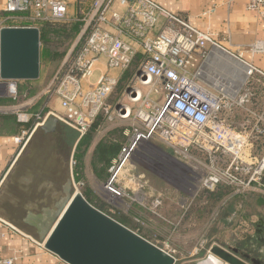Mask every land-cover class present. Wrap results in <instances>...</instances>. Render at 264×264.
I'll return each instance as SVG.
<instances>
[{
  "label": "built area",
  "instance_id": "1",
  "mask_svg": "<svg viewBox=\"0 0 264 264\" xmlns=\"http://www.w3.org/2000/svg\"><path fill=\"white\" fill-rule=\"evenodd\" d=\"M245 8L264 20V0H245ZM3 13L0 29L8 27L4 24L15 15H22L30 24L27 27L38 29L40 23L66 22L67 4L61 0H6ZM79 21L72 48L38 96L44 99V108L56 101L60 111L49 110L44 116L25 112L37 99L27 98L13 113L19 124L33 120L36 128L50 117L83 138L99 117L108 123L128 122L101 186L109 203L124 199L130 207L136 202L130 195L142 194L141 178L133 174L131 163L143 144L153 143L187 164L199 177L202 189L224 186L233 195L264 194V154L257 156L253 147L264 135V107L258 112L254 108L259 99L254 85L264 87L263 70L224 49L187 17L153 0H93ZM251 48L254 53H264L263 42ZM215 49L232 61L223 62L225 70L216 66L217 75L207 76ZM100 60L102 69L97 66ZM133 68L120 100L113 102L121 76ZM18 83L0 77V91L7 94L0 98L17 103ZM8 110L9 105L0 106V114ZM138 204L144 205L143 201ZM160 204L156 201L154 205ZM8 232L18 230L0 219V240ZM163 251L177 263L173 253ZM208 254L211 256L210 250Z\"/></svg>",
  "mask_w": 264,
  "mask_h": 264
},
{
  "label": "crops",
  "instance_id": "2",
  "mask_svg": "<svg viewBox=\"0 0 264 264\" xmlns=\"http://www.w3.org/2000/svg\"><path fill=\"white\" fill-rule=\"evenodd\" d=\"M61 1L67 4L66 24L70 26V29H75L76 37L81 27L79 20L89 10L93 0ZM153 1L168 11L187 17L194 27L211 34L224 49L241 56L243 60L264 71V53H254L251 48L257 42L264 43V20L256 13L246 10L245 0ZM5 2L6 0H0V19L6 16L3 13ZM15 17L4 25L8 27L30 26L22 15H15ZM97 66L102 69L104 62L100 60ZM125 75L121 76L122 82L125 80ZM22 83L24 82L21 81L19 84ZM254 89L259 98L254 105L255 111L258 112L264 107V87L255 84ZM44 104L43 100L32 110L26 108L24 111L33 114L40 113L42 116L46 115L49 110L60 111L56 101H50L46 108ZM21 107L22 103H14L9 105L7 114L1 115L14 116L13 113ZM34 126L33 120L28 124L0 126V219L18 230V233L8 232L0 240V261L10 260L11 264H66L28 238L43 244L54 225V223L50 225V220L57 218L55 214L59 207L68 196L72 195L75 181L79 182L83 178L80 170L74 172L73 167L68 165L69 157L75 158L77 166L81 167L88 149L90 150L95 133L98 137L104 125L101 124L99 117L88 132V134L92 132V139L86 150L83 145L79 148L78 145L82 138H79L74 130L58 123L53 118L49 117L36 128ZM117 132L116 130L109 134L113 135ZM121 140H123L122 134ZM100 143L98 141L90 153L91 156L93 155L90 168L98 183L104 182L107 178V170L98 176L97 170L95 171L92 166L95 149ZM259 146L261 147L260 153L263 155L264 140L257 147ZM79 153H83L81 160L77 156ZM232 196L235 195L230 192L222 202ZM84 197L86 201L93 200L89 192H86ZM234 205L235 210L232 215L237 214L239 203L236 202ZM242 205L246 209L253 207L251 208L254 209L253 212L259 210L260 213H264V194L262 192L249 193L242 201ZM244 217L255 228L253 235L247 237V241L255 240V245L264 249V216L259 215L256 222H253L248 215ZM227 221L228 218L224 224L227 225ZM131 230L137 233L136 230ZM19 233L28 237H23ZM239 245L242 248L247 246L245 243ZM250 245L252 248L253 244Z\"/></svg>",
  "mask_w": 264,
  "mask_h": 264
},
{
  "label": "rangeland",
  "instance_id": "3",
  "mask_svg": "<svg viewBox=\"0 0 264 264\" xmlns=\"http://www.w3.org/2000/svg\"><path fill=\"white\" fill-rule=\"evenodd\" d=\"M59 25H61L59 26V35L52 34L49 43L40 46V51L47 46L52 54V61L40 60V76L38 80L34 81L36 84H32L33 95L18 100L19 104H21L26 102L24 99L29 98L30 100V98L37 97L30 107L31 110L44 100L43 98L38 99V96L58 70L76 38L75 35L73 37L69 33L70 26H67L66 22L59 23ZM222 65L223 62H216L213 65L212 61L208 64L213 69H216L217 66L224 70ZM133 70L134 68L126 73L124 82H121L112 97L113 102L120 100L121 92L130 80ZM19 85H23V83H18L17 86ZM0 96L7 97V94L4 91H0ZM38 110L36 111L38 112ZM100 120L104 128L98 137H96L95 133L83 165L81 167L77 166L75 158L69 157L68 159V165L73 167L74 172L80 170L83 177L81 181H75L71 194L78 192L84 197L86 192H89L93 197V204L103 210L104 214L109 215V217L119 215L127 219L131 227L145 237L147 241L160 249L173 253L177 260L176 264H199L205 261L209 257L208 251L213 245L221 246L224 249L240 248L243 254L249 252L252 258H264V249L255 245V240L247 241V237L253 235L255 228L244 217L248 215L253 222H256L259 219V215L264 216V213H260L259 210L253 212L254 209H251L253 208L251 206L249 207L250 209L243 208L242 202H238L239 214L230 215L227 225L224 224L221 219L223 212L219 206H227L233 200L228 201V199L222 202L224 198L217 206L215 199L208 201V194L214 192L218 187L213 191L202 189L199 177L192 173L193 171L190 172L189 166L160 144H143L132 160L131 171L134 175L141 178L142 184L140 183V185H142L143 189L142 194L130 195L136 202L129 204L130 207L125 204L124 199L113 203L107 202V198L101 189L103 182H96L92 174L90 162L93 155L91 156L90 153L98 141L102 143L111 138L119 137L121 139L122 130L127 127L128 122L122 124L116 122L108 123L103 116L100 117ZM58 123L60 122L58 121ZM116 130L118 131L117 133L109 134ZM263 140L264 135L253 146L254 153L257 156L262 155L260 153L261 147L257 146ZM220 187L228 190V192L230 190L224 186ZM230 191L232 193V190ZM248 194L245 193L238 196L247 197ZM143 195L145 196L143 197ZM237 199L235 198L236 201ZM141 201L144 203L143 206L138 204ZM156 201L161 203L157 208L154 205ZM243 243L247 246L242 248L239 244ZM250 244H253L252 248ZM210 254L211 257L214 256L211 252Z\"/></svg>",
  "mask_w": 264,
  "mask_h": 264
},
{
  "label": "water",
  "instance_id": "4",
  "mask_svg": "<svg viewBox=\"0 0 264 264\" xmlns=\"http://www.w3.org/2000/svg\"><path fill=\"white\" fill-rule=\"evenodd\" d=\"M0 64L3 80H38L39 29H0ZM55 218L43 246L66 264H174L171 255L90 205L78 192L63 201ZM210 252L223 264H264L235 248L213 245Z\"/></svg>",
  "mask_w": 264,
  "mask_h": 264
},
{
  "label": "trees",
  "instance_id": "5",
  "mask_svg": "<svg viewBox=\"0 0 264 264\" xmlns=\"http://www.w3.org/2000/svg\"><path fill=\"white\" fill-rule=\"evenodd\" d=\"M59 23H40L38 25L39 28V32H40V46L42 44L47 45L50 41V36L52 34H56L59 35ZM69 33H71V36L74 37L75 35V29H70ZM53 57L52 54L50 53V51L48 50L47 46L43 47L40 51V60H45V61H52ZM32 84H36L35 82H24L23 85H19L17 87V95L18 98H23V96L25 97H30L31 95H33L34 90L33 85ZM15 101L8 99V98H0V106H6V105H12L14 104ZM19 123L17 122L15 116L12 115H0V126L2 125H18ZM92 132H90L89 134L85 135L79 142V148L82 147V145L85 147V150L89 147V144L91 142L92 139ZM121 139L119 137L117 138H111L110 140H106L102 143H100L96 149H95V153H94V160L92 163L93 169L96 171V173L99 175H102L105 173V171L107 170V168L110 165L111 160L117 155L119 149H120V145H121ZM79 160H81L83 153H79L77 154ZM231 191L229 190H225L222 187H218L214 192H211L208 194L207 196V200L208 201H212L213 199H215L216 201V206L217 204L222 201L224 198H226L229 193ZM235 198H238L237 201L235 200ZM231 199L233 200L231 203H229L227 206L221 205L219 206L220 210L223 212L221 215V219L223 221V223H226L227 218L230 217V215L233 214V211L235 210L233 208L234 203L236 202H242L245 199V196H232L228 201H231ZM226 201V202H228ZM90 205H92L93 207H95L96 209H98L99 211H101L102 213H105L103 210H101L100 208H97V206H95L93 204V201L90 199V201H87ZM235 206V205H234ZM239 212L237 211V214ZM107 215V214H106ZM109 216V215H108ZM112 219L116 220L117 222H119L120 224L124 225L125 227L129 228L130 230L133 229L130 225V222L125 219L124 217H121L119 215H112L110 216ZM144 239H146L145 237H143ZM237 250H239V252L242 253V250L240 248H238ZM246 254L250 255L249 252H246Z\"/></svg>",
  "mask_w": 264,
  "mask_h": 264
},
{
  "label": "bare ground",
  "instance_id": "6",
  "mask_svg": "<svg viewBox=\"0 0 264 264\" xmlns=\"http://www.w3.org/2000/svg\"><path fill=\"white\" fill-rule=\"evenodd\" d=\"M214 60H212V64L214 65L216 62H230L232 61L231 58L229 56H227L224 52L215 49L214 50ZM208 68H206V74L207 76H210L212 74L217 75V73L215 72L216 70H218L217 68L213 69L210 66H207ZM210 68V69H209ZM225 70V67H223ZM213 75V77H214ZM216 79V77L214 78ZM199 264H222V262L216 258L215 256L211 257L209 256L205 261L200 262Z\"/></svg>",
  "mask_w": 264,
  "mask_h": 264
},
{
  "label": "flooded vegetation",
  "instance_id": "7",
  "mask_svg": "<svg viewBox=\"0 0 264 264\" xmlns=\"http://www.w3.org/2000/svg\"><path fill=\"white\" fill-rule=\"evenodd\" d=\"M249 256H250V255H249ZM260 258H261V257H260ZM261 259H262V260H264V258H263V257H262Z\"/></svg>",
  "mask_w": 264,
  "mask_h": 264
}]
</instances>
